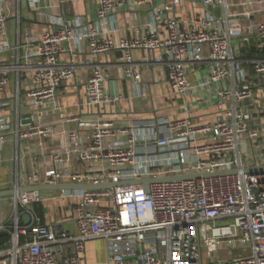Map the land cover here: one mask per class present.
<instances>
[{"label": "built area", "instance_id": "1", "mask_svg": "<svg viewBox=\"0 0 264 264\" xmlns=\"http://www.w3.org/2000/svg\"><path fill=\"white\" fill-rule=\"evenodd\" d=\"M65 1L27 0V4L38 9L41 3ZM94 1L98 25L60 17L55 27L41 33L33 48L25 45L21 53L23 45L17 41L13 46L8 39L9 0H0V145L8 135L14 136L17 146L36 138L42 154V140L55 135L48 118L64 113L61 91L75 77L77 53L99 60L119 51L121 77L136 89L141 72L134 56L140 52L141 63L164 64L168 95L174 97L209 83L228 82L215 92L219 114L203 124L189 118L157 117L124 127H117L113 118L66 115L57 134L67 143L53 152L47 168L18 172L13 189L236 172L155 182L148 191L140 184L60 190L62 198L75 200L68 204L71 231L57 223L35 222L29 206L46 199L42 191L10 196L11 214L0 221V234L7 236L0 244V264H85V244L94 239H103L106 245L102 264H264V171H244L246 151L262 132L251 124V113L243 104L252 99L256 82L264 85V56L234 53L235 28L228 11L232 0H200L205 10L221 6V15L198 13L186 26L175 16L184 0H163L162 12L155 13L145 30L132 38L109 36L108 17L127 4L149 5L148 0ZM242 6L248 11L249 1ZM255 7L262 17L254 25L253 47L263 52L264 0H255ZM240 31V44L249 46L248 25L242 24ZM203 64L208 67L207 79L192 83L189 69ZM91 67L84 80L85 98L78 105L87 110L112 107L120 99L109 91L112 79L98 61ZM21 105L27 110L22 111ZM22 213L30 216L28 224L21 223ZM224 249L242 255L229 261L216 259Z\"/></svg>", "mask_w": 264, "mask_h": 264}, {"label": "crops", "instance_id": "2", "mask_svg": "<svg viewBox=\"0 0 264 264\" xmlns=\"http://www.w3.org/2000/svg\"><path fill=\"white\" fill-rule=\"evenodd\" d=\"M149 5L132 6L127 4L109 15L106 25L107 34L113 38L121 35L132 38L140 31L145 30V25L152 20L153 15L162 12L163 0H148ZM243 1H249V10L246 11L242 6ZM230 12V24L235 28L233 31L232 47L236 55L246 57L264 56L263 52L254 49L257 40L256 29L254 27L257 19L255 0H232ZM8 19L6 29L9 42L14 46L20 42L21 53L24 52L25 45L33 48L36 40L41 33L55 27V22L60 17L77 18L84 24L98 25L96 18V3L94 0H66L61 4L41 3L38 9H30L27 0H9ZM223 11L221 6L211 7L207 10L200 5V0H184L176 9L175 16L186 26V24L198 13L220 16ZM232 11V14H231ZM242 24L248 25V35L250 38L249 46L240 44V31ZM135 61L140 62L136 67L141 72V81L135 89L133 84L121 77L119 59L116 53L107 56H100L99 60L88 56L86 53L74 54L77 63L75 77L65 84L61 91V103L64 113L54 114L48 118L55 130L52 138L42 140L41 151L37 146L36 138L20 141L16 145L14 136L8 135L4 143L0 145V182L2 190L13 189L17 179V173H31L32 168H47L51 164V155L67 143V139L57 134L63 128V119L66 115H81L83 118L103 117L113 118L117 127L129 126L133 121L150 120L157 117L189 118L194 124L213 122L221 109L215 98L218 88L224 87L228 82L217 84L209 83L205 87L194 90L184 96H169L166 83L165 66L162 63L146 65L141 63L140 52H135ZM63 61L68 57L64 55ZM99 62L107 77L116 82V89L120 99L108 108H93L87 110L78 105L83 101L84 80L91 70V63ZM243 69L249 73L250 67L243 64ZM189 77L193 82L206 80L208 75L207 65L194 66L189 69ZM253 82L256 80L252 78ZM108 83V88H109ZM253 89V97L243 102L244 106L250 111L252 125L261 130V137L249 147L245 154V165L248 167L255 164H264V85H258ZM110 91V90H109ZM26 108L21 105L22 111ZM186 108V109H185ZM76 128L75 124L69 125ZM253 149V150H252ZM76 170H80V165L73 158ZM45 200L33 203L29 206L35 222L40 224H60L65 230L71 231L73 224L70 219L71 210L69 202L75 200L62 198L60 191H42ZM42 209L43 217L37 216L35 208ZM12 202L10 196L0 198V221L7 220L11 214ZM21 214V223H23ZM7 239L5 234H0V244ZM107 257L106 245L103 239L90 240L85 244L84 263L102 264Z\"/></svg>", "mask_w": 264, "mask_h": 264}, {"label": "water", "instance_id": "3", "mask_svg": "<svg viewBox=\"0 0 264 264\" xmlns=\"http://www.w3.org/2000/svg\"><path fill=\"white\" fill-rule=\"evenodd\" d=\"M116 55L120 57L121 53L118 51L116 52ZM109 90L111 94L118 95L115 81L110 82ZM23 110L26 111L27 108H24ZM244 171L248 173L263 172L264 165L248 167V168H245ZM235 172L236 170H227V171H219L215 173L190 174V175L170 176V177H164V178H150V179L132 180V181H126V182H119V183H101L97 185L72 184V183H58L54 185L37 184V185H29V186L21 187L18 189L1 190L0 198L6 197V196H14L19 193H25V192H31V191H60V190L75 191V190L109 189V188H114L116 186L136 185V184L142 185L144 189L148 191L149 185L155 182H164V181H171V180H187V179H194L200 176L209 177V176H214V175L232 174ZM22 220L24 224H28L30 221V216L28 214H23Z\"/></svg>", "mask_w": 264, "mask_h": 264}, {"label": "rangeland", "instance_id": "4", "mask_svg": "<svg viewBox=\"0 0 264 264\" xmlns=\"http://www.w3.org/2000/svg\"><path fill=\"white\" fill-rule=\"evenodd\" d=\"M234 255L239 256L242 255V253ZM234 255L229 250L224 249L219 251V253L216 255V259H219L221 261H229L234 257Z\"/></svg>", "mask_w": 264, "mask_h": 264}, {"label": "trees", "instance_id": "5", "mask_svg": "<svg viewBox=\"0 0 264 264\" xmlns=\"http://www.w3.org/2000/svg\"><path fill=\"white\" fill-rule=\"evenodd\" d=\"M35 211L37 213V216L41 219L43 217V212H42V209L39 208V207H36L35 208Z\"/></svg>", "mask_w": 264, "mask_h": 264}]
</instances>
